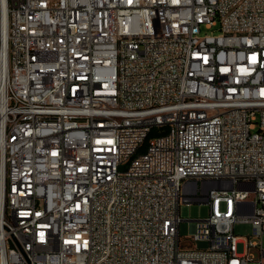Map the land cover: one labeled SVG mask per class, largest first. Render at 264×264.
I'll return each instance as SVG.
<instances>
[{
    "label": "built area",
    "instance_id": "built-area-1",
    "mask_svg": "<svg viewBox=\"0 0 264 264\" xmlns=\"http://www.w3.org/2000/svg\"><path fill=\"white\" fill-rule=\"evenodd\" d=\"M0 264H264V0H0Z\"/></svg>",
    "mask_w": 264,
    "mask_h": 264
},
{
    "label": "rangeland",
    "instance_id": "rangeland-1",
    "mask_svg": "<svg viewBox=\"0 0 264 264\" xmlns=\"http://www.w3.org/2000/svg\"><path fill=\"white\" fill-rule=\"evenodd\" d=\"M217 27H215L214 29H216ZM210 32V29H205L203 28V32ZM215 32H217V30H215ZM209 213V205L208 204H204V203H190V204H186L183 203L181 205V216L182 218H184V220H182L181 224H180V234L182 236H188L190 233V229H191V222L188 219H192V218H200V217H204L207 216ZM252 232V225L249 222H244V221H238L235 224V233L237 235H240L242 238H246L248 237ZM197 246L199 247H203L206 246L207 243L205 241H196L195 242ZM238 250L239 252H243L244 251V243L240 242L238 244ZM251 252L255 255L258 256L259 250L256 248H252Z\"/></svg>",
    "mask_w": 264,
    "mask_h": 264
},
{
    "label": "trees",
    "instance_id": "trees-1",
    "mask_svg": "<svg viewBox=\"0 0 264 264\" xmlns=\"http://www.w3.org/2000/svg\"><path fill=\"white\" fill-rule=\"evenodd\" d=\"M158 132H157V129H154L152 132H151V134H150V136H153V135H155V134H157ZM145 144H144V146L142 147V149H144L145 148Z\"/></svg>",
    "mask_w": 264,
    "mask_h": 264
}]
</instances>
